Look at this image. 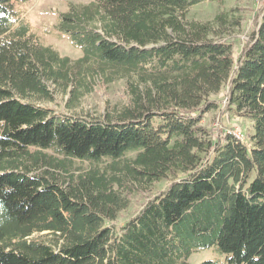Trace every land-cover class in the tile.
Returning <instances> with one entry per match:
<instances>
[{
  "label": "trees",
  "instance_id": "obj_1",
  "mask_svg": "<svg viewBox=\"0 0 264 264\" xmlns=\"http://www.w3.org/2000/svg\"><path fill=\"white\" fill-rule=\"evenodd\" d=\"M21 1L0 0V264H190L213 246L228 264H264V9L235 57L224 38L241 19H190L203 0L71 3L57 27L82 48L73 61L35 37ZM101 3L130 11L116 20ZM120 80L124 102L97 117L40 104L49 83L73 85L72 110ZM228 84L250 143L201 124ZM75 161L91 166L76 173ZM164 179L117 230L131 195Z\"/></svg>",
  "mask_w": 264,
  "mask_h": 264
},
{
  "label": "rangeland",
  "instance_id": "obj_2",
  "mask_svg": "<svg viewBox=\"0 0 264 264\" xmlns=\"http://www.w3.org/2000/svg\"><path fill=\"white\" fill-rule=\"evenodd\" d=\"M91 1L99 2V0H25L15 2L14 8L30 23L32 33L41 43L53 47L61 56H67L74 61L82 57V48L73 44L70 36L60 31L57 25L61 14L68 11L69 4ZM101 6L105 13L116 20H124L130 11V6L127 4L101 3ZM263 9L264 0H225L222 4L203 0L190 9L189 18L208 21L220 12H225L230 17H239L240 26L229 30L224 38L233 44L234 56L238 57L256 31ZM48 86L53 93V98L40 101V104L64 115L78 113L97 117L104 112L107 104H122L125 99V81H115L108 85L99 84L90 94L81 97L74 109L69 110L67 102L73 85H69L67 90L63 86L57 88L54 83H49ZM229 88L228 84L220 93L211 96L210 100L215 102L217 107L204 114L201 124L212 133L214 139L224 136L228 131H238L243 135L244 142L250 143L253 124L229 109ZM90 166L88 163L75 161L72 170L78 173L89 169ZM171 182V179H164L155 182L147 191L134 192L128 207L118 212L116 220L112 223L114 227L120 230L136 219L147 203L165 191ZM229 256L221 252L217 246H213L192 254L187 262L200 264L212 260L220 264H228Z\"/></svg>",
  "mask_w": 264,
  "mask_h": 264
},
{
  "label": "built area",
  "instance_id": "obj_3",
  "mask_svg": "<svg viewBox=\"0 0 264 264\" xmlns=\"http://www.w3.org/2000/svg\"><path fill=\"white\" fill-rule=\"evenodd\" d=\"M227 133H230V134L234 135L237 139H239V140L244 142V137H243V135L240 132H238V131H228Z\"/></svg>",
  "mask_w": 264,
  "mask_h": 264
}]
</instances>
